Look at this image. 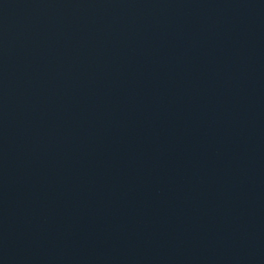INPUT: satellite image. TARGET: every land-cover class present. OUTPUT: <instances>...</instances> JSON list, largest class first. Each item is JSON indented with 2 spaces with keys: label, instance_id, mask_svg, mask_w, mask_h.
<instances>
[{
  "label": "water",
  "instance_id": "95a60500",
  "mask_svg": "<svg viewBox=\"0 0 264 264\" xmlns=\"http://www.w3.org/2000/svg\"><path fill=\"white\" fill-rule=\"evenodd\" d=\"M0 264H264V0H0Z\"/></svg>",
  "mask_w": 264,
  "mask_h": 264
}]
</instances>
